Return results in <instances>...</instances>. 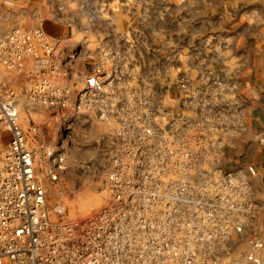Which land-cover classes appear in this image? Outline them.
<instances>
[{"label":"built area","instance_id":"2783aa9c","mask_svg":"<svg viewBox=\"0 0 264 264\" xmlns=\"http://www.w3.org/2000/svg\"><path fill=\"white\" fill-rule=\"evenodd\" d=\"M77 57L66 38L38 27L0 37V68L18 85L0 84V133L9 136L0 151V264H264L256 170L231 168L241 154L228 155L246 134L237 71L217 72L197 55L191 77L173 54L135 73L105 46L78 71ZM25 102L114 123L104 137L108 196L86 218L52 220L65 202L47 209L37 166L49 162L43 177L54 182L65 154L30 143L18 118Z\"/></svg>","mask_w":264,"mask_h":264},{"label":"crops","instance_id":"0c3cea01","mask_svg":"<svg viewBox=\"0 0 264 264\" xmlns=\"http://www.w3.org/2000/svg\"><path fill=\"white\" fill-rule=\"evenodd\" d=\"M8 1L10 7L0 4V16L5 8L9 18L5 21H11L7 30L38 27L53 39L66 38V47L78 52L74 64L78 71L89 67L102 46L118 50L135 73L149 74L156 59L173 54L181 55L183 72L190 71L197 55L217 72L236 70V96L244 108L246 134L228 155L241 154L231 168L244 170L250 165L256 170L250 183L254 200L262 206L264 241V142L258 143L264 138V0H87L93 15L88 20L67 13L74 7L82 10L85 0H61L58 14L52 12L50 0ZM7 30L0 31V37ZM0 84L18 88L2 68ZM105 126L110 132L114 123ZM2 134L6 133H0L1 139Z\"/></svg>","mask_w":264,"mask_h":264},{"label":"rangeland","instance_id":"374dc122","mask_svg":"<svg viewBox=\"0 0 264 264\" xmlns=\"http://www.w3.org/2000/svg\"><path fill=\"white\" fill-rule=\"evenodd\" d=\"M67 1L70 3L73 0ZM50 2L52 12L56 10L57 14L60 13L57 4H61V0H50ZM84 2L82 10L76 11L74 7L67 13L75 17L79 15L82 20L93 17L87 0ZM4 13H8L5 8L2 9L0 16L5 21L9 18ZM2 20H0V31L10 29L11 21ZM18 118L30 143L39 141L55 152L65 154V169L54 182L46 181L43 177V168L47 167L49 162L45 161V165L37 166L38 175L45 183L47 209L52 211L55 204L65 202V212L60 216L51 215L52 220L83 219L101 208L108 196L104 183L108 151L104 140L108 133L105 122L97 117H75L26 102L20 103ZM2 136L4 137L0 138V151L9 140L8 134Z\"/></svg>","mask_w":264,"mask_h":264}]
</instances>
